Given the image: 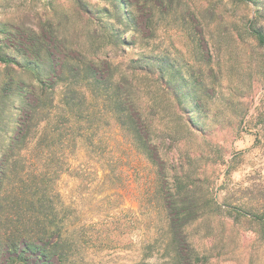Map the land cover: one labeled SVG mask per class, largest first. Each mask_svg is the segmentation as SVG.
Returning a JSON list of instances; mask_svg holds the SVG:
<instances>
[{"label": "rangeland", "instance_id": "1", "mask_svg": "<svg viewBox=\"0 0 264 264\" xmlns=\"http://www.w3.org/2000/svg\"><path fill=\"white\" fill-rule=\"evenodd\" d=\"M254 10L252 3L230 0H0V44L13 49L22 63L0 66V81L10 95L0 99V160L21 118L27 90L37 89L40 79L47 84L55 80L47 76L45 59L39 64L32 60L24 46L31 35L23 29L35 30L38 49L50 58L51 67L58 69L63 52L70 51L60 46L58 33L83 52L102 48L101 58L110 50L122 70L142 52L130 43L129 17L136 18L148 38L153 74L138 102L149 118L150 146L157 154L153 166L130 147L113 121L106 128L95 124V157L79 142L68 158L66 136L56 135L40 149L30 145L35 169H44L48 153L56 167L44 179L48 193L40 196L43 208H33L44 230L33 245L52 256H41L33 247L22 263L1 245L0 264H144V257L146 264H155L157 256L152 248L148 255L144 246L161 225L160 210L149 200L156 180L162 179L157 172L169 177L187 173L196 182L200 177L204 182H195L187 194L193 198L208 185L224 205L216 208L214 218L192 226L198 249L209 255L207 264H264V235L256 231L257 221L237 215L264 212V50L240 26ZM107 35L118 36L116 44H106ZM158 60L165 71L163 86L155 81ZM94 69L104 76L102 62ZM165 192L171 195L174 189L166 186ZM28 242L21 240L19 249Z\"/></svg>", "mask_w": 264, "mask_h": 264}, {"label": "trees", "instance_id": "2", "mask_svg": "<svg viewBox=\"0 0 264 264\" xmlns=\"http://www.w3.org/2000/svg\"><path fill=\"white\" fill-rule=\"evenodd\" d=\"M230 1L247 6L252 3L256 7L252 17L242 18L240 26L256 46L264 50V0ZM87 18L91 20L90 17ZM135 19V17L128 19L133 24L130 43L141 48L142 52L138 57L130 58L122 70L119 62L115 63L116 55H109L110 50L104 51L101 58L98 51H102V48L89 53L83 52L67 44L58 33L55 38L60 42V46L70 51L63 52L58 69L51 67L50 58L40 53L38 49L35 30L23 29L25 33L31 35L28 43L24 42V46L33 56L32 60H36L39 64L41 58L45 59L43 61L49 66L47 76L55 77V80L47 84L40 79L42 82L39 81L37 89L27 90L28 95L22 99V107L19 109L22 112L21 118L12 131L14 136L1 153L0 246H6L12 253L14 252L22 263L27 260L25 252L33 247L40 251L41 256L48 259L52 256V251L33 245L35 239L42 240L38 236L44 233L40 216L33 208L37 204L43 208V200L41 201L40 196H43L45 191L48 193L47 184L44 183L47 179H44L54 174L53 169L56 167L50 165L48 157H51V154L48 153L46 158L48 163L44 169H35L27 152L30 145L40 149L45 142L47 143L44 147L49 146L48 141L53 140L56 135L59 139L66 136L68 158L76 152L79 142H84L88 153L95 157L99 154V145L94 142L97 137L95 124H101L106 128L113 121L115 126L127 136L126 140L130 147L135 148L153 166L156 165L157 154L151 148L149 139L150 121L145 115L146 110L138 102L141 98L140 93L147 87L153 71L146 51L148 38L141 33ZM98 22L100 23L101 19ZM126 22L129 21L126 19ZM116 38H118L116 35L105 36L106 44H116ZM97 39L95 37L93 41L96 42ZM7 48L4 44H0V66L6 69L11 68L12 65L22 66L15 57L13 49ZM32 60L27 64L32 63ZM158 61L161 64V61ZM98 62H102L105 66L103 77L94 69V65ZM28 67L35 71L36 66ZM36 70L38 71L37 68ZM164 80L165 71L161 64L158 66L155 81L159 86H163ZM8 88L3 81H0V99L10 98ZM56 97L58 102L55 101ZM53 112H55V120L50 122L49 116ZM96 118L97 123H95ZM66 123L68 126L64 133ZM101 139L98 137V142ZM112 166L113 164L109 167L113 169ZM157 175H161L162 179L156 180L155 190L149 200L160 210L157 212V217L160 218L161 225L155 228L156 238L152 242L146 241L144 249L150 254L152 248V254L157 256L155 264H207L209 255L198 249L194 239L196 232H193L192 226L199 221L202 223L204 220L209 221L214 218L218 214L216 208H222L224 205L218 203L208 185L205 192L199 191V194L193 195V198L187 194V191L193 192L191 186L196 183L201 185L204 182L200 177L196 182L187 173L176 172L169 177L157 172ZM166 186L174 189V193L167 195ZM228 209L236 212L238 210L235 207ZM237 215L257 221L256 231L264 235V212L252 214L237 212ZM19 240L29 241L25 249H19ZM158 240L160 243H157ZM144 259L142 261L146 264Z\"/></svg>", "mask_w": 264, "mask_h": 264}]
</instances>
